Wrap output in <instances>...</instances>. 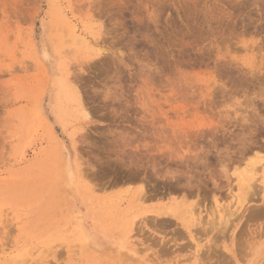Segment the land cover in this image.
I'll use <instances>...</instances> for the list:
<instances>
[{"label":"rangeland","instance_id":"obj_1","mask_svg":"<svg viewBox=\"0 0 264 264\" xmlns=\"http://www.w3.org/2000/svg\"><path fill=\"white\" fill-rule=\"evenodd\" d=\"M263 190L264 0H0V264H256Z\"/></svg>","mask_w":264,"mask_h":264},{"label":"bare ground","instance_id":"obj_2","mask_svg":"<svg viewBox=\"0 0 264 264\" xmlns=\"http://www.w3.org/2000/svg\"><path fill=\"white\" fill-rule=\"evenodd\" d=\"M80 9V8H79ZM78 9V10H79ZM76 12V11H75ZM99 23V22H98ZM72 27V26H71ZM99 29V28H98ZM78 30V29H77ZM84 41V40H83ZM88 50V49H87ZM98 53V52H97ZM38 55V54H37ZM99 56V55H98ZM39 58V56H37L36 57V59H38ZM225 89V88H224ZM74 91H75V89H73ZM73 96H72V99L73 100H75L76 102H78L79 103V106L81 105V101H80V97H79V93H71ZM77 108V107H76ZM82 108V107H81ZM80 108V109H81ZM83 110V109H82ZM82 113V112H81ZM83 114V113H82ZM86 115V114H85ZM88 116V115H87ZM194 158H195V156H194ZM193 158V159H194ZM245 159V158H244ZM243 160V159H242ZM241 160V161H242ZM244 161V160H243ZM78 164V163H77ZM79 165V164H78ZM83 168H85V167H83ZM254 168V167H253ZM244 171H245V169H244ZM254 171H255V169H246V171H245V174L243 175V174H241L242 175V178H240V180H241V184H240V186L243 188V191L244 190H246V191H244L245 193H241V194H243V196H242V199H241V201L239 202L240 203V207L241 208H244V209H240V210H247V208L248 209H250V207H247L246 208V206H247V204L248 203H250V201L252 202V199L255 197V196H257L256 195V191H253V190H255V188H257V187H255V186H253V184H251V183H253V182H251V181H255V179H254V177H255V175L256 174H254ZM85 172V171H84ZM256 173V172H255ZM72 173H71V171H70V175H71ZM171 174V173H170ZM181 176V175H180ZM175 178H177L176 176H175ZM181 178V177H180ZM256 178V177H255ZM258 178V177H257ZM177 179H179V176H178V178ZM183 180H184V178H183ZM174 182V181H173ZM187 182V181H186ZM188 183V182H187ZM178 185V184H177ZM180 185H183V184H180ZM180 185H178L179 187H180ZM257 185V184H256ZM191 186V185H190ZM215 186V188H216V185H214ZM174 187H177V186H175L174 185ZM192 187V186H191ZM197 187V186H196ZM218 188H220L219 187V185L217 186ZM143 187H141V189H142ZM252 188H254V189H252ZM190 189H192V188H190ZM260 189V188H259ZM248 190V191H247ZM262 190V189H261ZM258 191V190H257ZM264 191V190H263ZM143 192V191H142ZM187 192V191H186ZM259 193H260V191H258ZM128 193V192H127ZM172 193V192H171ZM196 193V192H195ZM195 193H193V194H195ZM264 193V192H263ZM180 194V193H179ZM240 194V195H241ZM139 195V194H138ZM152 195V194H151ZM141 196V195H140ZM140 196H138V198L136 199V200H140L139 198H141ZM164 196V195H163ZM191 196V195H190ZM258 196H260V194L258 195ZM153 197V196H152ZM193 197V196H192ZM261 197V196H260ZM162 198V197H161ZM180 198V197H179ZM183 198V197H182ZM185 198V197H184ZM195 198V197H194ZM199 198V197H198ZM239 198V197H238ZM241 198V197H240ZM239 198V199H240ZM169 199V198H168ZM261 199V198H260ZM259 199V200H260ZM262 199H263V202H264V194H263V196H262ZM253 201H255V199L253 200ZM257 201H258V199H257ZM247 202V204H245ZM260 202V201H259ZM180 204V203H179ZM238 205V204H237ZM239 206V205H238ZM237 207V206H236ZM251 207H253L252 205H251ZM259 207H260V205H259ZM157 210V209H156ZM159 210V209H158ZM191 210H193V209H191ZM155 211V210H154ZM162 211V210H161ZM190 211V210H189ZM195 211V210H194ZM221 211V210H220ZM237 211H239V208L237 207V209L235 208V210L234 211H232L233 213V215H235V214H237ZM249 211V210H248ZM259 212H260V208H259V210H258ZM263 211V213H264V209L262 210ZM261 211V212H262ZM153 212V211H152ZM234 212H236L235 214H234ZM243 212V211H242ZM241 212V213H242ZM250 212V211H249ZM248 212V213H249ZM148 213H150V212H148ZM155 213H157V212H155ZM190 214H192L191 212H189ZM202 212H200L199 213V215L201 214ZM207 213V212H206ZM240 212L238 213L239 214V216H241L243 213H245V212H243L242 214H241ZM263 213H262V215H263ZM147 214V213H146ZM158 214H163V215H166V216H170L171 217V219L172 220H174L173 218H175V220L177 221H179L180 223H181V225L183 226V228H185L184 229V231L185 230H187V231H191V233H193L192 232V230H191V227H193L192 226V222H193V220L191 219V218H193L192 216H191V218L188 216V217H185V215L182 213V212H179L177 209H169V210H167V209H163V211L162 212H158ZM195 214V213H194ZM197 214V213H196ZM246 214V213H245ZM250 215H251V213H249ZM151 215V214H150ZM244 215V214H243ZM253 215V214H252ZM255 215V214H254ZM256 215H257V213H256ZM259 215H261V213L259 214ZM144 216H146V218H147V215H144ZM149 216V215H148ZM154 216H157V214L156 215H154L153 214V216L152 217H150L151 219H153V217ZM205 216H206V214H205ZM227 216V215H226ZM236 217H238V215H235ZM173 217V218H172ZM194 217H195V215H194ZM248 217V216H247ZM250 217V216H249ZM256 217V216H255ZM254 217V219H256ZM263 217H264V215H263ZM145 218V217H144ZM150 218H147V219H150ZM168 218V217H167ZM225 218V217H224ZM241 218H244V217H242L241 216ZM258 218V217H257ZM147 219H144V220H147ZM154 219H157L158 221H159V219L160 218H154ZM161 219H163V217L161 218ZM198 220V216H196V218H195V220ZM199 219H202V220H205V218H203V216H202V218H201V215H200V218ZM218 219V218H217ZM226 219V218H225ZM253 219V218H252ZM174 220V221H175ZM202 220H200V221H202ZM161 221V220H160ZM213 220H211V221H209L210 223H208L209 225L210 224H212L211 222H212ZM226 221V220H225ZM252 221V220H251ZM145 222V221H144ZM144 222H142V223H144ZM199 222V221H198ZM203 223H204V221H202ZM201 222V223H202ZM145 223H147V222H145ZM167 223V222H166ZM178 223V222H177ZM200 223V224H201ZM215 223V222H214ZM222 223V222H221ZM138 224V223H137ZM150 224V223H149ZM152 224V223H151ZM195 224H197L196 222H195ZM194 224V225H195ZM204 224H206V223H204ZM226 224V223H225ZM142 225V224H141ZM148 225V224H147ZM166 225V224H165ZM178 225L181 227V225L178 223ZM216 225V224H215ZM224 225V224H223ZM244 225V224H243ZM144 226V225H143ZM143 226H142V228H143ZM196 226V225H195ZM133 227V226H132ZM145 227H147V226H145ZM149 227H151V226H148V230H149ZM202 227H203V224H202ZM216 229H217V226H214ZM222 227H224V226H222ZM243 227V226H242ZM140 228V227H139ZM142 228H140V229H142ZM153 228H155V227H153ZM167 228H169V226H167ZM203 228H205V227H203ZM213 228V227H212ZM221 228V227H220ZM225 228V227H224ZM132 229V228H131ZM157 228H155V230H156ZM161 230H162V228H160ZM175 229V228H174ZM182 229V228H181ZM192 229H194V227L192 228ZM198 229H200L201 230V232L202 231H204L203 229H201V227L200 228H196V229H194V231H199L200 232V230H198ZM211 229V228H210ZM132 230H134V229H132ZM145 230H146V228H145ZM176 230V229H175ZM208 228H207V232H208ZM147 231V230H146ZM152 231V230H151ZM154 231V230H153ZM159 231V230H158ZM171 231V230H170ZM178 231V230H177ZM212 231V230H211ZM211 231H209V232H211ZM157 232V231H156ZM162 232V231H161ZM164 232V231H163ZM180 232V231H179ZM182 232H183V229H182ZM181 232V233H182ZM206 232V233H207ZM216 232V231H215ZM153 233V232H152ZM225 233V232H224ZM244 233V232H243ZM86 234H87V238L89 239V240H92V241H97L98 240V238H97V235L96 234H94V232H87L86 231ZM154 234L155 235H157L155 232H154ZM194 234V233H193ZM196 234H197V232H196ZM195 234V235H196ZM199 234V233H198ZM218 234H220V232L218 233ZM172 235V234H171ZM174 235V234H173ZM191 235V234H190ZM242 235V234H241ZM174 236H176V235H174ZM188 236H189V234H188ZM187 236V237H188ZM179 237H181L180 235H179ZM184 237V236H183ZM212 237V236H211ZM161 238V237H160ZM175 238V237H174ZM182 238V237H181ZM200 238V237H199ZM237 238V237H236ZM156 239L158 240L159 238H157L156 237ZM168 239H170V238H168ZM172 239V238H171ZM193 239H194V237H193ZM195 239H196V237H195ZM198 239V238H197ZM197 239H196V242H197ZM213 239L215 240V238L213 237ZM151 240V239H150ZM175 240H176V238H175ZM188 240V239H187ZM204 240V239H203ZM213 240V241H214ZM218 240V239H217ZM158 241H160V240H158ZM180 241V240H179ZM192 241V240H191ZM195 241V240H194ZM211 241H212V239H211ZM138 242V241H137ZM150 242V241H149ZM152 242V241H151ZM176 242V241H175ZM193 242V241H192ZM215 242V241H214ZM236 242V241H235ZM145 243V242H144ZM162 243V242H161ZM185 243V242H184ZM191 243V242H190ZM219 243V242H218ZM4 244V243H3ZM136 244V243H135ZM152 244V243H151ZM153 244H155V243H153ZM181 244V243H180ZM195 244V243H194ZM197 244H198V242H197ZM217 244V243H216ZM141 245V244H140ZM143 245V244H142ZM158 245H160V244H158ZM211 244H209V246H210ZM214 245H215V243H214ZM213 245V246H214ZM139 246V245H138ZM167 246V245H166ZM192 246V245H191ZM198 245H196V247H197ZM205 246H207V245H205ZM204 246V247H205ZM212 246V245H211ZM158 247V246H157ZM161 247H164V245H162ZM168 247V246H167ZM193 247V246H192ZM208 247V246H207ZM189 248V247H188ZM208 248H210V247H208ZM212 248V247H211ZM210 248V249H211ZM216 248V247H215ZM227 248V247H226ZM198 249V248H197ZM201 248H199V250H196V251H202V252H204V250L202 249V250H200ZM160 251V250H159ZM208 250L206 249V252H207ZM211 251V250H210ZM263 251V250H262ZM140 252V251H139ZM214 252V251H213ZM164 253V252H163ZM205 253V252H204ZM159 254V253H158ZM157 254V255H158ZM166 254V253H165ZM198 254H199V252H198ZM212 254V253H211ZM215 255V254H214ZM160 256H161V254H160ZM201 256H202V254H201ZM202 257H205L204 255L202 256ZM260 258V257H259ZM199 259V258H198ZM252 260V259H251ZM251 260H250V263H251ZM154 261H155V259H154ZM225 261V260H224ZM260 261V264H261V262L262 263H264V258H262V260L260 259L259 260ZM259 261L257 262L258 264H259ZM201 263V262H200ZM249 263V264H250ZM256 263V264H257ZM12 264V263H11Z\"/></svg>","mask_w":264,"mask_h":264}]
</instances>
